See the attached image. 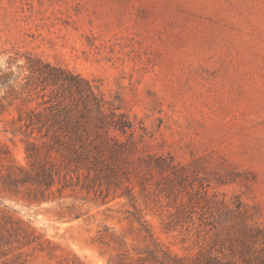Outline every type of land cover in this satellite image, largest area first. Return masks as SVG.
I'll return each mask as SVG.
<instances>
[{"label":"rangeland","instance_id":"obj_1","mask_svg":"<svg viewBox=\"0 0 264 264\" xmlns=\"http://www.w3.org/2000/svg\"><path fill=\"white\" fill-rule=\"evenodd\" d=\"M47 64L132 125L117 185L10 188ZM2 236L0 264H264V0H0Z\"/></svg>","mask_w":264,"mask_h":264},{"label":"trees","instance_id":"obj_2","mask_svg":"<svg viewBox=\"0 0 264 264\" xmlns=\"http://www.w3.org/2000/svg\"><path fill=\"white\" fill-rule=\"evenodd\" d=\"M31 69L43 78V82L55 95L44 100L43 104L47 105L45 108H34L28 115L26 124L31 126L32 134L37 132L39 138L28 149L32 169L18 165L9 171L6 178H10V188L35 190L34 197L40 194L42 199H45L46 192H53L54 187L59 192L74 188L67 173L63 174V167H73L72 171L77 174L78 180H81L80 173L83 171L88 182L82 188L87 190L97 185L96 190L103 192L104 185H117L120 182L119 172L127 173L124 164L127 163L125 152L128 149L111 135V129L126 134L132 128L130 122L115 114L106 117L105 103L82 77L50 64L45 65L44 69L36 66H31ZM60 89L69 95H59ZM42 147L46 149L45 155L53 159L37 164ZM156 167L163 168V164L157 163ZM79 184L80 181L76 185ZM9 217L12 221L11 227L7 228L10 237L26 243L35 238L32 229L30 232L33 233L26 232L22 236L21 229L25 231L30 227H26L19 219ZM4 238H0V248L7 243Z\"/></svg>","mask_w":264,"mask_h":264}]
</instances>
